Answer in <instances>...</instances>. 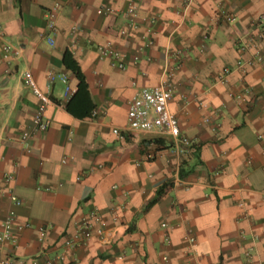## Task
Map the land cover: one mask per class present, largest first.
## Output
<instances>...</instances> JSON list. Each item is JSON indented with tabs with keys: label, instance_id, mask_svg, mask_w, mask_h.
<instances>
[{
	"label": "crops",
	"instance_id": "crops-1",
	"mask_svg": "<svg viewBox=\"0 0 264 264\" xmlns=\"http://www.w3.org/2000/svg\"><path fill=\"white\" fill-rule=\"evenodd\" d=\"M53 2L0 0V224L14 211L30 225L14 229V243L0 244V261L264 264V139L256 137L264 129V61H250L255 48L264 49L252 29L264 0H192L185 9L184 0H62L50 30L44 11ZM130 2L139 26L121 35ZM102 6L113 12H98ZM224 14L234 20H219ZM150 18L153 43L141 48ZM5 41L20 52L5 57ZM108 41L124 69L99 56L96 45ZM66 51L86 82L73 99L77 80ZM171 67L169 109L192 141L183 152L169 135L127 129L128 100ZM225 67L232 70L224 82H214ZM26 69L53 103L47 130L22 143L38 103L23 83ZM50 71L66 75L67 95L58 77L48 83ZM114 128L126 131L119 137ZM92 208L102 235L64 249L63 236Z\"/></svg>",
	"mask_w": 264,
	"mask_h": 264
},
{
	"label": "built area",
	"instance_id": "built-area-1",
	"mask_svg": "<svg viewBox=\"0 0 264 264\" xmlns=\"http://www.w3.org/2000/svg\"><path fill=\"white\" fill-rule=\"evenodd\" d=\"M62 0H54L53 4L44 11V18L47 27L50 30H54L55 21L58 15V12L61 7ZM192 2V0H184L183 7L184 9ZM98 12L100 13H111L113 9L109 6H102L98 8ZM126 15L129 17V22L122 26L119 31L121 35H125L130 30H135L138 28V23L135 21L137 16V7L135 3L130 2L126 8ZM221 18V19H220ZM219 18V20H223L224 22H232L234 17L229 14H224ZM149 20V19H148ZM153 18H150L148 25L141 35L142 45L141 48H146L152 45L153 36H152V26ZM252 29L258 35L260 39H264V10L261 11L257 17L252 22ZM77 32V28L72 26L71 33L75 35ZM3 38L2 33L0 32V39ZM49 43L52 44L53 40L50 38ZM75 43L74 40H71V45L73 46ZM245 47H241L243 49ZM255 48V47H254ZM2 49L4 51V56L8 55H16L20 52L18 48H15L11 43L4 42L2 45ZM96 50L101 58H107L110 60L112 65L118 67L119 69H124L125 64L123 62L121 52L117 51L113 48L111 42H106L103 44L96 45ZM251 62H262L264 61V49L255 48L251 55ZM241 61H237L235 67H240ZM231 67H225L220 74L217 76L214 82H224L226 76L231 72ZM174 68H165L162 70L159 76V81L154 86H143L140 87L128 100L127 102V129L130 131H157L161 134L169 135L172 138L173 147L180 151H187L192 146V141L188 139L186 136H183L180 132V128L178 125L177 118L171 113L169 109V102L172 97L173 91V76ZM58 77L63 83L66 84L65 87V95L70 92V87L67 84V77L64 74H55L50 71L47 73L48 83H53L55 78ZM23 83L32 91L35 97L38 100L36 105L35 112L33 114V127L32 131L29 133H24L20 139L23 143L30 137L31 133L36 132H44L49 127V120L46 117V109L47 107L53 103L48 90H41L32 73L29 70H24L22 73ZM264 82V80H263ZM238 100H243V95H236ZM126 130H120L118 128L113 129V133L122 137ZM256 137L259 140L264 139V129L260 132L256 133ZM67 161V157L63 156L61 158V162L65 163ZM11 178V175H5V181H8ZM8 198L14 202V204H20V200L12 193L8 192ZM264 199V197H263ZM243 219H247L249 217L246 211H243L241 214ZM165 226L166 223L163 222L161 224ZM29 223L27 221H18L16 219V214L14 211H9L6 216L3 218L0 224V244L6 242H15L14 229L21 230L23 228L29 227ZM103 232V223L100 220V215L95 209H88L86 212L82 213L76 222L75 228L69 234H65L63 236L62 247L64 249L85 245L88 240L94 236H101ZM45 235V228L39 227L38 229V238L42 239ZM103 237V236H102ZM253 239V235H250ZM186 240L189 245H192L194 242V238L192 236H186ZM104 243H107L108 240L106 238H102ZM243 255L246 257L247 261H249L251 257V251L245 250ZM58 258H61V254L58 255ZM13 260L10 258H4L0 261V264H10ZM29 264H38V259L33 257L30 259Z\"/></svg>",
	"mask_w": 264,
	"mask_h": 264
},
{
	"label": "trees",
	"instance_id": "trees-1",
	"mask_svg": "<svg viewBox=\"0 0 264 264\" xmlns=\"http://www.w3.org/2000/svg\"><path fill=\"white\" fill-rule=\"evenodd\" d=\"M70 56H71V53L69 51H66L64 53V59L63 60H64L65 65L67 66V68L73 73V75L75 76V78L77 80L76 89H75V92L71 98V99H73L76 94H79V92L81 93L86 88V82H85L84 76H83L79 66L76 64L75 61H73L71 59Z\"/></svg>",
	"mask_w": 264,
	"mask_h": 264
}]
</instances>
